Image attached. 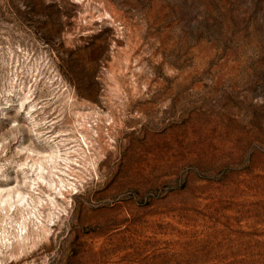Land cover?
Wrapping results in <instances>:
<instances>
[{
  "label": "rangeland",
  "instance_id": "obj_1",
  "mask_svg": "<svg viewBox=\"0 0 264 264\" xmlns=\"http://www.w3.org/2000/svg\"><path fill=\"white\" fill-rule=\"evenodd\" d=\"M0 264H264V0H0Z\"/></svg>",
  "mask_w": 264,
  "mask_h": 264
},
{
  "label": "bare ground",
  "instance_id": "obj_2",
  "mask_svg": "<svg viewBox=\"0 0 264 264\" xmlns=\"http://www.w3.org/2000/svg\"><path fill=\"white\" fill-rule=\"evenodd\" d=\"M40 176V175H39ZM41 177V176H40ZM65 186V185H64ZM58 192H60V191H58ZM62 196V195H61Z\"/></svg>",
  "mask_w": 264,
  "mask_h": 264
}]
</instances>
